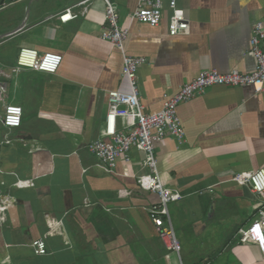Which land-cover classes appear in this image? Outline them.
Masks as SVG:
<instances>
[{
    "label": "crops",
    "instance_id": "obj_1",
    "mask_svg": "<svg viewBox=\"0 0 264 264\" xmlns=\"http://www.w3.org/2000/svg\"><path fill=\"white\" fill-rule=\"evenodd\" d=\"M82 1L18 0L0 9V68L13 67L23 48L63 58L55 75L26 70L6 80L7 101L23 117L17 129L0 125V141L11 142L0 146V196L14 201L0 224V264H264L257 244L240 241V231L264 214V194L233 181L264 166V89L207 90L177 109L184 142L155 145L163 186L182 196L168 206L181 246L179 255L170 252L146 211L158 196L137 187L147 172L143 154L132 148L130 161L109 171L86 148L102 128L104 92L129 86L121 52L100 37L101 0L67 24L50 19ZM138 1L111 0L121 27ZM164 1L160 25L133 24L124 43L127 55L147 60L138 88L148 114L201 71L252 72L250 32L264 18V0H175L184 20L170 38ZM36 238L46 255L34 254Z\"/></svg>",
    "mask_w": 264,
    "mask_h": 264
},
{
    "label": "built area",
    "instance_id": "obj_2",
    "mask_svg": "<svg viewBox=\"0 0 264 264\" xmlns=\"http://www.w3.org/2000/svg\"><path fill=\"white\" fill-rule=\"evenodd\" d=\"M93 0H84L73 7L66 8L53 15L50 19L60 24H67L79 17L85 16ZM104 5L105 28L101 39L110 42L122 54L121 77L129 86V92L106 91L107 110L102 122V128L93 140L86 143L90 155L98 164L113 170L119 160L129 162L132 148L143 154L142 165L146 173L136 178L139 191L154 193L159 203L146 209L152 223L156 227L159 237L166 249L179 255L181 246L176 239L169 217V204L182 200L181 194L175 189L163 186L158 175L157 160L154 156L155 145L165 138H172L182 144L185 132L178 116V107L196 96L204 94L214 87L242 88L251 87L255 92L264 89V18L254 22L249 38V55L255 62V68L247 74L238 71L219 73L216 70L201 71L191 82L182 85L172 96H164L162 108L155 113H145L140 103L138 88V72L147 62L142 57H132L125 53L124 43L130 33L131 25L143 24L152 28L160 25L165 11L164 0H139L137 7L127 14L128 25L118 24L119 15L111 0H101ZM168 6L172 10L169 34L170 38L177 36L178 23L184 20V12L176 5L175 0H169ZM77 9V10H76ZM62 56L54 53L38 54L33 49L20 50L15 65L9 70L0 68V125L10 131L22 124L23 110L20 106L11 104L8 99V82L15 80L22 72L28 70L55 75L62 63ZM10 140L3 139L0 146L10 144ZM26 146L27 144L24 143ZM34 149V143L28 144ZM233 181L238 185L248 187L254 197L260 198L264 194V166L257 171L236 174ZM120 194L126 195L123 191ZM14 205L9 196H0V224L5 222V213ZM241 243H255L264 256V214L259 213L258 219L240 231ZM30 246L35 255L47 254V247L42 238L32 239Z\"/></svg>",
    "mask_w": 264,
    "mask_h": 264
},
{
    "label": "water",
    "instance_id": "obj_3",
    "mask_svg": "<svg viewBox=\"0 0 264 264\" xmlns=\"http://www.w3.org/2000/svg\"><path fill=\"white\" fill-rule=\"evenodd\" d=\"M18 0H0V9L4 6L11 5Z\"/></svg>",
    "mask_w": 264,
    "mask_h": 264
},
{
    "label": "rangeland",
    "instance_id": "obj_4",
    "mask_svg": "<svg viewBox=\"0 0 264 264\" xmlns=\"http://www.w3.org/2000/svg\"><path fill=\"white\" fill-rule=\"evenodd\" d=\"M0 132H1V130H0ZM3 139H7V138H3Z\"/></svg>",
    "mask_w": 264,
    "mask_h": 264
}]
</instances>
